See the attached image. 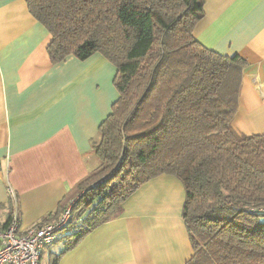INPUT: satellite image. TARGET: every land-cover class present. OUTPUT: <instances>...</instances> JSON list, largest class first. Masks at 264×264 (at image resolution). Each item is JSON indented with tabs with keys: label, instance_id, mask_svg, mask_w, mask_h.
I'll return each mask as SVG.
<instances>
[{
	"label": "trees",
	"instance_id": "1",
	"mask_svg": "<svg viewBox=\"0 0 264 264\" xmlns=\"http://www.w3.org/2000/svg\"><path fill=\"white\" fill-rule=\"evenodd\" d=\"M52 64L100 53L118 97L91 141L99 165L74 191L65 251L148 180L183 178L187 264H264V133L231 126L246 62L193 36L203 0H26ZM63 205L41 223L55 219ZM12 209V207L10 208ZM10 212V211H9Z\"/></svg>",
	"mask_w": 264,
	"mask_h": 264
},
{
	"label": "crops",
	"instance_id": "2",
	"mask_svg": "<svg viewBox=\"0 0 264 264\" xmlns=\"http://www.w3.org/2000/svg\"><path fill=\"white\" fill-rule=\"evenodd\" d=\"M202 14L194 38L246 62L232 128L263 134L264 0H203ZM50 41L26 0H0V225L13 208L10 187L21 231L78 198L74 188L99 165L91 141L118 97L116 68L100 53L52 64ZM186 197L183 178L148 180L58 264H187L193 250L181 216ZM65 245L44 247L39 264Z\"/></svg>",
	"mask_w": 264,
	"mask_h": 264
},
{
	"label": "built area",
	"instance_id": "3",
	"mask_svg": "<svg viewBox=\"0 0 264 264\" xmlns=\"http://www.w3.org/2000/svg\"><path fill=\"white\" fill-rule=\"evenodd\" d=\"M8 191L13 208L7 222L0 225V264H39L42 249L57 242L68 225L72 203L66 205L55 219L21 231L17 199L10 187ZM251 212L264 214V208Z\"/></svg>",
	"mask_w": 264,
	"mask_h": 264
},
{
	"label": "rangeland",
	"instance_id": "4",
	"mask_svg": "<svg viewBox=\"0 0 264 264\" xmlns=\"http://www.w3.org/2000/svg\"><path fill=\"white\" fill-rule=\"evenodd\" d=\"M116 212V211H115ZM115 212L112 214V216L115 214ZM65 231V232H64ZM67 231H66V229H64L63 230V234H65ZM45 263V260H44V262H41V264H44Z\"/></svg>",
	"mask_w": 264,
	"mask_h": 264
}]
</instances>
